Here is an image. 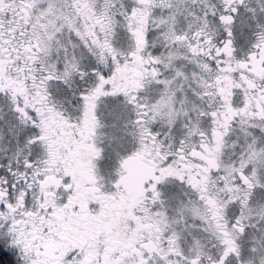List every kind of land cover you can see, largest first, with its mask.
<instances>
[{"label": "snow or ice", "instance_id": "obj_1", "mask_svg": "<svg viewBox=\"0 0 264 264\" xmlns=\"http://www.w3.org/2000/svg\"><path fill=\"white\" fill-rule=\"evenodd\" d=\"M0 264H264V0H0Z\"/></svg>", "mask_w": 264, "mask_h": 264}]
</instances>
